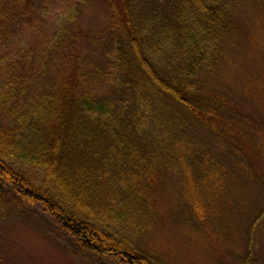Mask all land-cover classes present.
<instances>
[{"label": "trees", "instance_id": "obj_1", "mask_svg": "<svg viewBox=\"0 0 264 264\" xmlns=\"http://www.w3.org/2000/svg\"><path fill=\"white\" fill-rule=\"evenodd\" d=\"M101 1L115 29L108 90L84 89L64 75L37 84L74 15L42 58L31 60L26 46L4 66L0 56V184L40 206L83 250L120 264H161L137 238L150 231L173 161L225 169L193 129L235 137L245 116L207 80L223 70L243 16L264 35V0ZM11 3L0 0V45L10 43L15 25ZM242 151L238 143L231 152L240 156L236 165L264 187V173L257 176ZM201 206L183 209L205 215ZM263 217L264 207L255 223ZM245 251L240 264H254L252 237Z\"/></svg>", "mask_w": 264, "mask_h": 264}, {"label": "rangeland", "instance_id": "obj_2", "mask_svg": "<svg viewBox=\"0 0 264 264\" xmlns=\"http://www.w3.org/2000/svg\"><path fill=\"white\" fill-rule=\"evenodd\" d=\"M10 8L15 25L7 31L10 43L0 45L2 66L15 59L19 46L30 50L31 60L42 58L52 36L74 15L37 84L64 75L84 89H109L107 50L115 29L106 2L12 0ZM242 18L237 43L207 87L223 93L245 118L239 120L233 139L193 129L205 152L221 161L224 170L199 168L193 159L173 161L150 231L137 238L138 246L161 264H240L250 237L254 264H264V217L254 221L264 207L263 183L246 178L236 165L239 154H231L240 143L254 173H264V35L248 15ZM2 77L1 72L0 87ZM199 203L207 211L203 216L183 209ZM0 264L120 263L81 249L40 206L22 202L0 184Z\"/></svg>", "mask_w": 264, "mask_h": 264}]
</instances>
